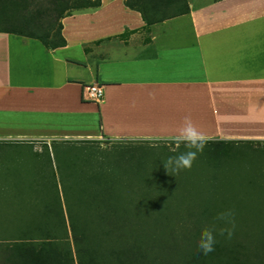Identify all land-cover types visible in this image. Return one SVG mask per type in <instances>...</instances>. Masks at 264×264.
Listing matches in <instances>:
<instances>
[{
    "label": "crops",
    "instance_id": "obj_1",
    "mask_svg": "<svg viewBox=\"0 0 264 264\" xmlns=\"http://www.w3.org/2000/svg\"><path fill=\"white\" fill-rule=\"evenodd\" d=\"M123 1L65 16L57 49L0 32L1 162L60 141L169 146L186 116L207 143L264 146V0H186L148 27ZM92 84L99 104L83 100ZM12 202L0 235L47 232L24 211L43 196Z\"/></svg>",
    "mask_w": 264,
    "mask_h": 264
},
{
    "label": "rangeland",
    "instance_id": "obj_2",
    "mask_svg": "<svg viewBox=\"0 0 264 264\" xmlns=\"http://www.w3.org/2000/svg\"><path fill=\"white\" fill-rule=\"evenodd\" d=\"M18 10L8 5L0 12V30L25 28ZM189 150L60 141L31 164L1 162L0 156V223L5 210L11 212L8 206H17L13 200L43 196V213L41 204L24 211L48 226L46 233L1 234L0 264H18L51 240L58 250L64 240L72 246L70 225L88 234L117 225L119 231L150 234L170 264H193L189 256L202 229L214 228L221 264H264V146L205 145L191 169L176 173L164 167L169 157ZM228 210L234 227L216 219ZM222 228L232 229L230 238L220 234Z\"/></svg>",
    "mask_w": 264,
    "mask_h": 264
},
{
    "label": "trees",
    "instance_id": "obj_3",
    "mask_svg": "<svg viewBox=\"0 0 264 264\" xmlns=\"http://www.w3.org/2000/svg\"><path fill=\"white\" fill-rule=\"evenodd\" d=\"M123 4L137 11L146 27L189 11L186 0H124ZM8 5L19 9L25 28L15 32H0L38 40L47 49L53 50L65 45L61 36V19L71 14L69 10L96 8L100 5V0H0V12ZM41 6L44 7L39 9ZM206 145L219 146L223 143L210 142ZM118 227L117 225L113 230L88 234L76 231L77 227L70 225L72 246L68 240H64V248L58 250L51 240L41 250L25 254L18 264H170L167 255L158 250V242L150 234L123 232ZM219 241L215 236L214 251L207 255L194 247L189 256L191 262L221 264L223 252Z\"/></svg>",
    "mask_w": 264,
    "mask_h": 264
},
{
    "label": "clouds",
    "instance_id": "obj_4",
    "mask_svg": "<svg viewBox=\"0 0 264 264\" xmlns=\"http://www.w3.org/2000/svg\"><path fill=\"white\" fill-rule=\"evenodd\" d=\"M169 140L176 146V148H179L181 144H184L187 149H190L178 156L169 157L166 163H164L166 169L171 168L173 172L179 173L181 170L191 169L193 162L197 158V153L203 151L208 141V137L198 130L190 116H186L183 125L175 135L169 137ZM191 149H195V151H192ZM233 215V212L228 210L219 213L216 219L224 221L226 224H232L234 227ZM225 232H227L228 237L230 238L232 235V229L222 228L220 230L221 235H224ZM213 233L214 228L209 227H206L201 231L197 246L204 255L214 251L215 236Z\"/></svg>",
    "mask_w": 264,
    "mask_h": 264
},
{
    "label": "built area",
    "instance_id": "obj_5",
    "mask_svg": "<svg viewBox=\"0 0 264 264\" xmlns=\"http://www.w3.org/2000/svg\"><path fill=\"white\" fill-rule=\"evenodd\" d=\"M82 96L87 102L99 104L103 99V88L98 84L87 85L83 88Z\"/></svg>",
    "mask_w": 264,
    "mask_h": 264
}]
</instances>
